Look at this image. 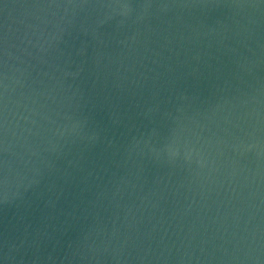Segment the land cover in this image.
I'll return each instance as SVG.
<instances>
[{
  "label": "water",
  "instance_id": "1",
  "mask_svg": "<svg viewBox=\"0 0 264 264\" xmlns=\"http://www.w3.org/2000/svg\"><path fill=\"white\" fill-rule=\"evenodd\" d=\"M0 264H264V0H0Z\"/></svg>",
  "mask_w": 264,
  "mask_h": 264
}]
</instances>
